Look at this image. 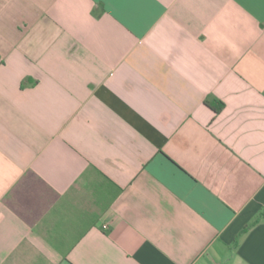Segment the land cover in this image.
I'll return each mask as SVG.
<instances>
[{
    "label": "crops",
    "instance_id": "0c3cea01",
    "mask_svg": "<svg viewBox=\"0 0 264 264\" xmlns=\"http://www.w3.org/2000/svg\"><path fill=\"white\" fill-rule=\"evenodd\" d=\"M262 212L264 0H0V264H264Z\"/></svg>",
    "mask_w": 264,
    "mask_h": 264
},
{
    "label": "trees",
    "instance_id": "16d2710c",
    "mask_svg": "<svg viewBox=\"0 0 264 264\" xmlns=\"http://www.w3.org/2000/svg\"><path fill=\"white\" fill-rule=\"evenodd\" d=\"M221 109L222 107L218 108V110H221ZM263 216H264V212L259 214L252 224H256L257 222H259Z\"/></svg>",
    "mask_w": 264,
    "mask_h": 264
}]
</instances>
